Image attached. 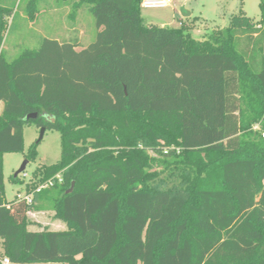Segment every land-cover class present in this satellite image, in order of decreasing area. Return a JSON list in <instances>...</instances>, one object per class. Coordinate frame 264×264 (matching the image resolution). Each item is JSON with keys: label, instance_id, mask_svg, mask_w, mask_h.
<instances>
[{"label": "trees", "instance_id": "16d2710c", "mask_svg": "<svg viewBox=\"0 0 264 264\" xmlns=\"http://www.w3.org/2000/svg\"><path fill=\"white\" fill-rule=\"evenodd\" d=\"M59 1L72 16L90 5L95 41L78 51V39L44 38L13 61L3 48L13 11L0 4V256L264 264V0L260 22L233 16L202 41L197 18L145 24L142 0ZM27 125L61 135V159L34 173V189L55 181L32 204L5 192L4 156L24 153ZM45 201L66 230L30 229Z\"/></svg>", "mask_w": 264, "mask_h": 264}, {"label": "rangeland", "instance_id": "374dc122", "mask_svg": "<svg viewBox=\"0 0 264 264\" xmlns=\"http://www.w3.org/2000/svg\"><path fill=\"white\" fill-rule=\"evenodd\" d=\"M30 0H0V4L13 11L9 19V29L4 42V50L9 61L16 59L26 49H37L44 38L66 42L79 40L78 51L90 46L96 39L98 28L90 5L85 4L72 16L73 2L59 0H39L38 13L32 21L27 8ZM261 0H176L171 7L162 9L142 8V17L147 25L169 26L178 28L181 22H187L181 9L197 18L192 36L196 40H205L209 34L218 28L229 25L233 16L244 14L254 23L262 20ZM238 49L242 52L240 42ZM3 105L0 104V113ZM41 128L36 125L24 127V153H12L4 156L5 192L8 201L17 199L18 195L32 194L36 191L34 185L38 179L34 173L43 166L56 164L61 159V135L54 130H47L37 148L35 162L27 164L26 170L19 174L23 184L13 183L12 178L22 167L33 144L40 139ZM60 180V177H58ZM55 179L52 180L54 183ZM40 187V186H39ZM47 188V187H46ZM49 188V187H48ZM262 193H259L260 199ZM39 210L29 213L32 222L31 230L49 229L64 231L66 224L55 219V213L50 204L34 203ZM1 251V250H0Z\"/></svg>", "mask_w": 264, "mask_h": 264}, {"label": "built area", "instance_id": "2783aa9c", "mask_svg": "<svg viewBox=\"0 0 264 264\" xmlns=\"http://www.w3.org/2000/svg\"><path fill=\"white\" fill-rule=\"evenodd\" d=\"M175 1L176 0H142V8H145V9L168 8V7H171ZM52 185H53V182L50 181L46 185L41 186L38 189H36V191L34 193H32V194H29V195L24 194L23 196L18 195L17 199L24 200L27 203L32 204L35 193H39L42 189H44L46 187H49V186H52ZM0 264H15V263H13L7 257H1L0 256Z\"/></svg>", "mask_w": 264, "mask_h": 264}, {"label": "water", "instance_id": "95a60500", "mask_svg": "<svg viewBox=\"0 0 264 264\" xmlns=\"http://www.w3.org/2000/svg\"><path fill=\"white\" fill-rule=\"evenodd\" d=\"M181 13H182V16L184 18H189L191 16V13L186 11L185 8H182L181 9ZM167 27V26H166ZM38 118V114H31L29 116H27L26 120H30V119H37ZM47 119L48 120H51L52 122H54V119H51L50 117L47 116ZM46 132V128H41V135H40V139L38 142H41L43 137H44V134ZM27 164H28V161H25L24 164L22 165V167L18 170V172L15 174V177H17L19 174L23 173L25 170H26V167H27ZM74 186V184H73ZM73 186L71 187V189L69 190L68 193H71L72 190H73Z\"/></svg>", "mask_w": 264, "mask_h": 264}, {"label": "crops", "instance_id": "0c3cea01", "mask_svg": "<svg viewBox=\"0 0 264 264\" xmlns=\"http://www.w3.org/2000/svg\"><path fill=\"white\" fill-rule=\"evenodd\" d=\"M191 17H192V14H191V16L189 18H191Z\"/></svg>", "mask_w": 264, "mask_h": 264}]
</instances>
